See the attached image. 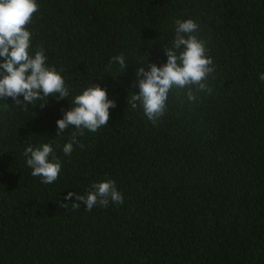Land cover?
<instances>
[{"label": "trees", "instance_id": "16d2710c", "mask_svg": "<svg viewBox=\"0 0 264 264\" xmlns=\"http://www.w3.org/2000/svg\"><path fill=\"white\" fill-rule=\"evenodd\" d=\"M30 55L43 50L70 90L27 110L0 99V264H264V0H37ZM193 19L215 72L195 103L170 96L156 125L135 70L163 66L175 21ZM123 54L122 73L113 56ZM148 70V69H146ZM106 88L108 126L70 156L57 136L76 95ZM23 100V97H20ZM50 143L59 178L34 177L23 152ZM114 180L124 203L73 211L68 194Z\"/></svg>", "mask_w": 264, "mask_h": 264}, {"label": "clouds", "instance_id": "9594fccd", "mask_svg": "<svg viewBox=\"0 0 264 264\" xmlns=\"http://www.w3.org/2000/svg\"><path fill=\"white\" fill-rule=\"evenodd\" d=\"M38 11L37 0H0V99L11 98L15 105L25 110L38 100L44 101L39 105L43 108L50 97L64 100L70 94L60 72L47 66L44 51L37 50L34 55L29 53L32 33L27 26ZM175 25L174 42L171 47L163 49L167 62L163 66L140 63L145 67L135 70L137 80L133 83V87L138 86L139 93L129 91L127 100L132 109L142 107L153 126L168 110L172 94L176 95L178 102L191 104L198 101L199 93L210 95L213 91L208 80L216 69L208 55L207 42L198 35L199 24L186 19L176 20ZM111 63L118 64L122 73L128 67L123 54L113 56ZM259 79L264 82V73L259 74ZM116 106V102L109 99L107 89L98 83L76 95L63 119L57 121L59 138L65 129H76L71 133L70 142L63 146L64 154L70 156L75 144L85 147L77 139L85 130L95 133L108 126L109 109ZM23 155L27 166L32 169L31 174L41 178L42 183L52 184L59 178L62 162L55 156L50 143L37 147L29 145ZM73 196L77 202L61 207L76 211L82 203L86 205V211H91L97 205L106 208L110 202L124 203L123 194L117 190L114 180L93 183L86 195L70 192L65 199L71 201Z\"/></svg>", "mask_w": 264, "mask_h": 264}]
</instances>
